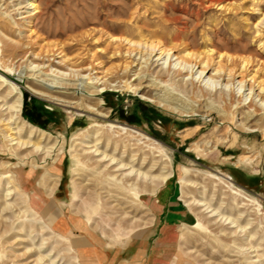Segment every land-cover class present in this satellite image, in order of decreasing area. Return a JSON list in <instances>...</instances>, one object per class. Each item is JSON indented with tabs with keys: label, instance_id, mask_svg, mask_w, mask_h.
I'll use <instances>...</instances> for the list:
<instances>
[{
	"label": "rangeland",
	"instance_id": "rangeland-1",
	"mask_svg": "<svg viewBox=\"0 0 264 264\" xmlns=\"http://www.w3.org/2000/svg\"><path fill=\"white\" fill-rule=\"evenodd\" d=\"M263 16L264 0H0V173L14 181L8 197L0 181V264H103L127 248L170 250L166 264H264ZM19 94L18 126L5 109ZM18 131L28 145L10 140ZM154 143L171 178L155 191L119 183L109 160L130 148L146 154L136 169L161 174Z\"/></svg>",
	"mask_w": 264,
	"mask_h": 264
},
{
	"label": "bare ground",
	"instance_id": "bare-ground-1",
	"mask_svg": "<svg viewBox=\"0 0 264 264\" xmlns=\"http://www.w3.org/2000/svg\"><path fill=\"white\" fill-rule=\"evenodd\" d=\"M219 3V2H218ZM36 6L35 3L33 1L29 2L27 4V6L25 7H22L21 9H27V10H35L38 8V6ZM27 13V12H26ZM25 13V14H26ZM29 13H32V12H29ZM24 14V13H23ZM31 16V15H30ZM29 16V17H30ZM26 18V17H24ZM28 18V17H27ZM264 25V16L263 18L260 20V22L256 25L255 28L259 29L258 31H261L260 29L263 27ZM133 44V43H132ZM151 49V52H150V57H152L154 55V57H157V60L161 61L163 60L164 58L168 57V55H170V51L169 52H166V51H161V50H156L153 46L150 47ZM136 56V55H135ZM145 57V56H144ZM148 58V57H147ZM150 62H152V59H149ZM154 60V59H153ZM172 60V59H171ZM158 61V62H159ZM139 63V62H138ZM246 63L245 62V66H243V69L245 68L247 70V66H246ZM146 64L148 65V62H146ZM152 65V64H151ZM204 65V64H203ZM213 68V67H212ZM221 68V67H220ZM185 69V68H184ZM193 69V68H192ZM194 70V69H193ZM192 70V71H193ZM211 69L209 68V66L207 65V62L205 63V65L203 66V70L201 71L200 73V76L204 75H208L210 73ZM217 73H221V70H217ZM137 74V73H136ZM231 72H229V77H231ZM204 76V77H205ZM225 77V76H224ZM254 78V77H253ZM204 79V78H203ZM221 79V78H219ZM204 81V80H203ZM203 81H200V82H203ZM250 81V80H249ZM210 82V86L211 84H215L216 82L214 80H209ZM256 82V81H255ZM206 84H209V83H206ZM264 86V85H263ZM205 87H207L205 85ZM210 92V89H208ZM259 90V89H258ZM257 90V91H258ZM260 90L263 91V89L260 87ZM232 91V90H231ZM204 92V91H203ZM259 92V91H258ZM233 93V92H232ZM231 93V94H232ZM14 94V93H13ZM143 99L145 100H148L149 102L151 103H158L160 107L164 108V109H167L173 113H177V114H182L184 116H187L186 115V112L184 111V107H182V105H179L177 103H172L171 104V101H170V104L169 103H165V102H159L158 100L156 99H153V98H149V97H142ZM156 98V97H155ZM165 99V98H164ZM174 102V101H173ZM22 107H23V99H22V96L21 94H19V96L17 95H14L12 97V104L10 106H8L5 110L7 111V115L9 117V123L8 124H12V125H20L22 124L20 121L21 117V112H22ZM187 111V110H186ZM24 126V125H23ZM13 126H11L12 128ZM111 128L113 129H119L121 133H125V134H128L129 138L131 137L130 136V133H127L128 130L125 129V128H121V127H115L113 125H110ZM10 128V129H11ZM17 129V128H16ZM32 127L31 129L29 130V134L32 135L33 131H32ZM13 130V128H12ZM93 132V131H92ZM250 132H254L253 131H250ZM95 133V132H94ZM92 133V134H94ZM133 133V132H131ZM15 135V137L11 138L10 137V140L12 142H15L14 145H20V146H24V145H28V143H20L18 141V135H20V132L18 131L17 133H12V135ZM97 135V134H95ZM94 138V137H91V139ZM97 138V137H96ZM95 138V139H96ZM132 139V138H131ZM87 141V140H86ZM89 141V139H88ZM92 141V140H91ZM138 143L140 142V140H136ZM39 144V143H38ZM137 145V144H136ZM157 143H154L152 145H148V147H150V155L151 157L149 158L148 160V163L151 164V170L154 171V170H159L161 172L160 175H155V176H151L149 175L150 173H146V172H142L140 169H136V166H139V168H143L144 165L142 164L143 163H147V159H146V154H142L141 149H129L127 151V157H126V160H123L121 159L120 161H116L114 158H108L110 159L109 161H111L110 163V166L114 168V171L113 172H117L116 174H118V172H121V174H119L118 178H119V183H127V182H130L133 181L132 183V187L136 188L139 186V183L143 182L144 180L148 179L150 180L151 182V185L153 187V191H155L156 188L160 187L162 184H164L169 178H171L172 176V173L170 171L167 170V165H168V159H167V155H165L163 153V151L158 147L156 146ZM139 146V145H137ZM19 147V146H18ZM54 146H51V147H48V149L46 150L47 153H52L53 150H54ZM45 149V148H44ZM36 150V149H35ZM99 149H95L93 152L96 154V155H99L100 153L98 152ZM137 153H139V155H136ZM105 154V153H104ZM105 156V155H104ZM101 159V158H100ZM103 159H105V157H103ZM75 164L78 165V160H75ZM159 163V164H158ZM153 164V165H152ZM183 177L181 178V181L182 182H185V179L188 175L187 173V168H183ZM13 174V173H12ZM222 180L224 182H226L229 187L231 186L233 189H235L236 191L234 192V194H237L238 196L240 197H243L245 199H249L251 197L249 196H246L245 193L238 189L237 187L234 186L233 182H232V179L231 177L229 176H225V175H222ZM0 181H2L4 183V185L6 186V189H8L7 191V197L8 196H13L14 194V181H13V176H10L8 175L7 173H0ZM16 186V185H15ZM142 186V185H141ZM144 187V186H142ZM236 196V195H235ZM239 197V198H240ZM238 200V199H237ZM199 204V206H205L207 207L206 208V211L208 213H210V217H215L217 216L220 221H222V223L224 225H227V226H230L229 228H238L239 227V222H240V218H237V219H234V218H231L230 216H226L225 215H222L218 210L216 209H212L211 206H209L208 204H205V203H197ZM239 205V204H238ZM237 210L240 212V209H242V207L240 206H237L236 207ZM226 229V228H225ZM245 230L244 227L240 229V231H243ZM235 233H230V236H235L234 235ZM249 238V237H248ZM245 239V238H244ZM248 251H251V249H247ZM252 252V251H251ZM256 253V252H255ZM55 261H53L51 264H54Z\"/></svg>",
	"mask_w": 264,
	"mask_h": 264
},
{
	"label": "crops",
	"instance_id": "crops-1",
	"mask_svg": "<svg viewBox=\"0 0 264 264\" xmlns=\"http://www.w3.org/2000/svg\"><path fill=\"white\" fill-rule=\"evenodd\" d=\"M165 252L166 254L155 256L153 255L154 252L148 253L147 250L143 248H136L135 250H129L127 248V250L110 253L111 255L105 254L103 257L99 258L100 262H103V264H166L170 260L171 251L168 250V252Z\"/></svg>",
	"mask_w": 264,
	"mask_h": 264
}]
</instances>
